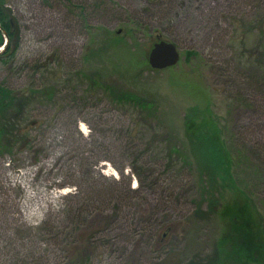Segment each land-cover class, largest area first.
<instances>
[{"label": "rangeland", "instance_id": "374dc122", "mask_svg": "<svg viewBox=\"0 0 264 264\" xmlns=\"http://www.w3.org/2000/svg\"><path fill=\"white\" fill-rule=\"evenodd\" d=\"M4 12L17 49L0 82L37 124L0 154V264L210 263L229 188L187 130L207 110L264 219V0H7ZM159 39L179 47L176 65H149ZM95 72L157 109L87 92Z\"/></svg>", "mask_w": 264, "mask_h": 264}, {"label": "trees", "instance_id": "16d2710c", "mask_svg": "<svg viewBox=\"0 0 264 264\" xmlns=\"http://www.w3.org/2000/svg\"><path fill=\"white\" fill-rule=\"evenodd\" d=\"M6 3L7 0H0V47L4 45L0 58L5 62L14 57L17 49V46L11 48L16 26L15 18L4 12ZM5 36L9 39L6 44ZM92 74L89 76L92 85L87 92H105L116 103L131 106L140 112L149 111L148 116L157 109L153 96L112 83L98 72ZM45 91L50 90L47 88ZM18 97L13 89L0 82V154L10 152L18 143H28L29 131L37 124L36 119H22L28 109L21 112L25 110L26 101L20 102V106H23L21 109H15L14 103ZM206 112L210 113V110L189 115L187 130L192 134L199 158L208 167L209 179L214 187L222 185L229 188L220 210L222 219L224 217L223 234L218 240L214 258L208 264H264V219L249 194L237 183L233 174V157L221 139L219 126ZM194 118L199 121H194ZM174 150L178 151L175 147ZM179 154L185 165L191 164L189 154ZM218 195L220 198L226 196L224 191Z\"/></svg>", "mask_w": 264, "mask_h": 264}, {"label": "water", "instance_id": "95a60500", "mask_svg": "<svg viewBox=\"0 0 264 264\" xmlns=\"http://www.w3.org/2000/svg\"><path fill=\"white\" fill-rule=\"evenodd\" d=\"M180 58V49L175 42L159 39L150 49L148 62L153 69H164L176 65Z\"/></svg>", "mask_w": 264, "mask_h": 264}, {"label": "bare ground", "instance_id": "6f19581e", "mask_svg": "<svg viewBox=\"0 0 264 264\" xmlns=\"http://www.w3.org/2000/svg\"><path fill=\"white\" fill-rule=\"evenodd\" d=\"M1 48V47H0Z\"/></svg>", "mask_w": 264, "mask_h": 264}]
</instances>
